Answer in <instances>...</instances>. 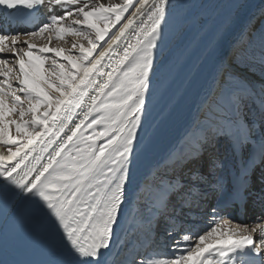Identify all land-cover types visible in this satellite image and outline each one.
Wrapping results in <instances>:
<instances>
[{
    "label": "snow or ice",
    "instance_id": "obj_1",
    "mask_svg": "<svg viewBox=\"0 0 264 264\" xmlns=\"http://www.w3.org/2000/svg\"><path fill=\"white\" fill-rule=\"evenodd\" d=\"M46 5L35 30L0 34V245L38 253L23 264H264V223L228 218L249 201L264 209V75L257 90L241 74H264V23L240 27L229 60L216 53L240 5L220 17L202 0H0L6 14ZM46 33L71 47L33 42ZM205 37L210 82L157 159L171 46ZM154 246L171 258L148 256Z\"/></svg>",
    "mask_w": 264,
    "mask_h": 264
},
{
    "label": "bare ground",
    "instance_id": "obj_2",
    "mask_svg": "<svg viewBox=\"0 0 264 264\" xmlns=\"http://www.w3.org/2000/svg\"><path fill=\"white\" fill-rule=\"evenodd\" d=\"M221 1L222 0H202V2H204V3H209L210 2V3L216 4V5H219V3ZM263 5H264V0L256 8V10L252 12V14L248 17V19L243 24L247 23L250 19H253L255 17V15L257 14V12H259V10L262 8ZM3 11H4V7H3ZM9 12H10V14H6V15H5V12H2V11L0 12V17L2 19H5L8 22V25L5 24V23L3 24L4 26L2 25V27L0 29V34H4L3 33V29H8L7 33L10 32L9 25L12 24V23H13V27L15 28V30L12 33H16L17 31H21V32L32 31V30H35L36 27H38L39 24H40L39 20L37 18V15H36V11L28 13L27 10L20 9L19 11H11V10H9ZM24 22L29 23L31 25H29V26L27 25L26 27H23L22 24ZM10 28H12V27H10ZM4 32H6V31H4ZM238 33H239V31L233 37L231 42L228 44L227 51H226L225 55L229 58V60L231 59V53L233 51V44H234V42H235V40H236V38L238 36ZM46 42H48V41H46ZM35 44L38 45L39 42L35 41ZM49 44H50V42H49ZM47 46H49V45L47 44ZM183 51L184 50H183V48L181 46L172 45L171 46V52L169 54V60L176 62V60L180 57V55L182 54ZM241 74L246 76V78L249 79V81L254 85V87L257 90H259V88L261 87V82H260L261 80L260 79H255L256 76L253 75L252 73L248 72L245 69H241ZM209 82H210V77H209L208 81L206 82V84L204 85V87L202 88L201 93L199 94L200 96L198 97L197 101L195 102L193 108L191 109V114H190L189 118L187 119V121L182 126H180V129L177 132V134L170 141V143L166 146V148L160 153V155L157 157V159L162 158L165 155V153L168 152L169 149L177 147V145H179V142H180L182 136L184 135L185 130L189 127V125L191 123L194 122V117H195L197 104H198L201 96L203 95L204 91L207 89ZM250 152L251 151H247L246 150V155L250 154ZM229 166H230V168L233 167L234 166V162L230 161V165ZM237 209H238V207H237ZM237 209H235L233 211V213H231V216L228 217V218L232 219V223L233 224H235L234 221L238 222L237 219H239L238 215H237L238 211H236ZM255 209H254V212H257V208H255ZM242 219H239V220H242ZM258 219H260V218L258 217ZM242 221L245 223L247 220L245 219V220H242ZM246 225L249 227V225H251V224L248 223ZM29 257H33V258L35 257V258H38V259L40 258L38 253H36L32 249H30L29 247H26L25 245L14 241L11 238H9V241H8L6 246L0 245V261H7L8 262L9 260H20L22 258H29Z\"/></svg>",
    "mask_w": 264,
    "mask_h": 264
},
{
    "label": "rangeland",
    "instance_id": "obj_3",
    "mask_svg": "<svg viewBox=\"0 0 264 264\" xmlns=\"http://www.w3.org/2000/svg\"><path fill=\"white\" fill-rule=\"evenodd\" d=\"M101 2L102 3H105V4H107V3H109V0H101ZM112 2L113 3H119L120 2V0H112ZM5 12V9H4V11H3V6H0V12ZM262 11H264V5L262 6V8L259 10V12H257V14L255 15V17H254V20H255V26L256 27H259V25L261 24V23H264V15H262L261 13H262ZM55 14H61V10L60 9H56V12H55ZM5 15H6V13H5ZM38 15L40 16V19H41V21L39 20V18H38V20H39V23L40 24H42V23H44V22H47V18H48V16L50 15V13L48 12V6L46 5V6H44V7H42V8H39L38 9ZM42 22V23H41ZM39 24V25H40ZM11 25V24H10ZM9 25V26H10ZM29 26V25H31V24H29V23H26V22H24L23 24H22V26L23 27H26V26ZM4 26V25H3ZM12 28H14V27H12ZM9 29H10V32H8L7 33V31L6 32H4L3 31V33H4V35H13L12 34V32H11V28L9 27ZM11 33V34H10ZM47 33L45 34V35H43V36H41V37H38V38H35L34 39V43H35V41L36 42H39V46H44V45H49L50 47H56V46H62V47H68V48H70L71 47V38L70 37H66L65 38V40L67 41V43H65V41H57V40H55L54 38L51 40V41H49L48 39H47ZM46 41H48V42H46ZM49 42H50V44H49ZM83 43H85V46H87L86 45V41H82ZM18 47H23V48H26L27 46L26 45H24V44H20V45H18ZM72 54H76V52L74 51ZM3 58H6V59H9V61H10V63H11V61H12V57L11 56H7V55H5ZM43 67H47V65H45V66H43ZM42 70H43V68H42ZM255 72H256V78L255 79H257V78H259V75H264V74H262V73H260V70L258 69V68H256L255 69ZM250 77V76H249ZM254 78V77H253ZM249 80V79H248ZM250 107H251V105H250ZM13 118H15V117H13ZM11 134L13 135V136H15V127L14 126H12V128H11ZM257 136L259 137V132H257ZM177 147H179V145H177ZM247 150V149H246ZM245 150V151H246ZM247 156V155H246ZM231 161V160H230ZM209 212H210V214L209 215H203V214H201V217H198V220H199V228L200 229H203V230H206L207 229V227L208 226H210L211 225V223H212V220H213V217L211 216V209L209 210ZM232 213V212H231ZM260 218V217H259ZM231 219V218H230ZM258 217H256L255 219H254V221L255 222H252V223H250L251 225H249V227H251V226H254L255 224L254 223H256L257 221H258V223H264V219L263 218H261V220L260 219H258ZM235 222V224H237L238 222H236V221H234ZM247 222V223H246ZM244 224L243 223H241V225H246V224H248V221H246ZM183 234H188V233H182V235ZM166 249H164V248H162V247H159V246H156L155 247V249L153 250V251H151V249L150 250H148V253H147V255L148 256H150V257H154L153 259H157V258H171L170 256H167L166 254Z\"/></svg>",
    "mask_w": 264,
    "mask_h": 264
}]
</instances>
